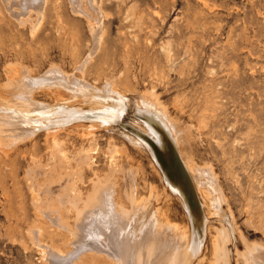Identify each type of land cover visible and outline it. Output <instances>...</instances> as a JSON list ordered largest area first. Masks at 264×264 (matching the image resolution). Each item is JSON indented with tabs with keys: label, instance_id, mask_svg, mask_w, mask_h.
Segmentation results:
<instances>
[{
	"label": "rangeland",
	"instance_id": "1",
	"mask_svg": "<svg viewBox=\"0 0 264 264\" xmlns=\"http://www.w3.org/2000/svg\"><path fill=\"white\" fill-rule=\"evenodd\" d=\"M97 3L107 14L104 38L83 73L98 86L111 79L127 101L104 112L73 101L71 107L79 111L72 121L58 127L32 118L34 135L14 144L8 158L0 151V264L42 262L27 232L36 219L30 166L72 174L84 196L94 182L113 177L125 203L133 183L130 171L137 200L152 192L160 222L190 238L183 200L163 180L147 148L133 142L143 135L137 101L147 92L156 94L180 128L183 157L212 166L225 195L222 209L234 229L228 249L237 264L238 251L264 246V0ZM90 32L86 18L75 15L68 0H50L34 34L30 23L19 24L0 0V93L10 65H25L33 74L52 63L74 71L92 48ZM35 95L49 103L57 97L47 88ZM1 105L0 97L3 112ZM53 131L55 141L48 133ZM46 178L41 174L37 181ZM206 194L197 191L207 216L206 239L190 264H211L218 229L230 227L213 213Z\"/></svg>",
	"mask_w": 264,
	"mask_h": 264
},
{
	"label": "bare ground",
	"instance_id": "2",
	"mask_svg": "<svg viewBox=\"0 0 264 264\" xmlns=\"http://www.w3.org/2000/svg\"><path fill=\"white\" fill-rule=\"evenodd\" d=\"M49 1L1 0L7 13L19 24L30 23L32 34L43 23ZM68 1L75 15L86 18L92 48L72 72L54 63L37 74L25 65H10L5 89L0 93L3 109L0 112V151L5 157L14 144L34 135L37 124L32 118L61 127L72 121L79 111L71 107L73 101L89 103L102 112L115 108L114 103L123 106L127 101L111 79H105L98 86L97 80L90 81L83 73L93 55L99 52L107 14L97 0ZM45 88L57 96L55 102L36 98V92ZM139 97L137 105L144 119L143 135L133 142L147 148L163 180L183 200L190 222V238L173 225L160 222L152 206V192L147 198L137 200L130 171L133 183L125 192L129 201L125 203L127 200L124 202L117 194L113 177L106 183L94 182L92 192L84 196L82 190L75 187L72 174L59 176L54 171L57 168L45 170L43 166H30L27 174L31 179L36 219L27 232L41 253V264H190L204 245L207 234V216L197 191L207 193L213 213L229 221L230 226L222 225L218 229L213 239L211 264H232L228 243L234 229L222 209L225 195L212 166H199L194 161L189 162L191 158L187 161L183 157L179 148L180 128L154 92L142 93ZM48 133L55 141V132ZM41 174L49 179L39 183L37 178ZM238 252L237 264H264V246H246Z\"/></svg>",
	"mask_w": 264,
	"mask_h": 264
}]
</instances>
